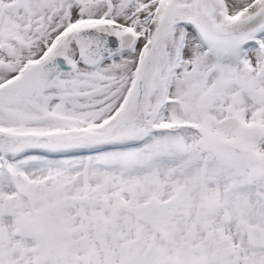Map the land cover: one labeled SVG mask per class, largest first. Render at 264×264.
<instances>
[{
  "label": "snow or ice",
  "instance_id": "snow-or-ice-1",
  "mask_svg": "<svg viewBox=\"0 0 264 264\" xmlns=\"http://www.w3.org/2000/svg\"><path fill=\"white\" fill-rule=\"evenodd\" d=\"M0 264H264V0H0Z\"/></svg>",
  "mask_w": 264,
  "mask_h": 264
}]
</instances>
